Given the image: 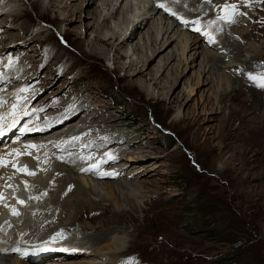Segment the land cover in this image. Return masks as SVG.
<instances>
[{"label": "rangeland", "instance_id": "obj_1", "mask_svg": "<svg viewBox=\"0 0 264 264\" xmlns=\"http://www.w3.org/2000/svg\"><path fill=\"white\" fill-rule=\"evenodd\" d=\"M13 1L14 4L12 0H4L2 3L6 4L5 7L12 5L24 9L26 16L22 20L14 18L12 21L0 15V75L5 77L12 72L10 67L3 68V62L5 65L16 62L20 69V76L16 78L22 80V83L14 80L15 83L10 85L15 88L26 86V89L28 86L27 98L34 97L35 107L44 99V111L47 108L61 114L62 110L66 112L69 107L79 104L76 106L78 108L80 102H84L88 108L80 106L77 113L69 119L61 120L55 129L68 128V132L82 120L79 123V131L82 133L79 140L85 139L91 125L97 130L101 129L95 134L99 135L103 144L98 146L102 143L99 142L94 148L89 147L86 149L88 153L84 155L93 159L96 155H102L98 161L105 157L112 160L110 164L103 163L100 172L94 171V175L104 174V177L97 179L87 173L77 176L71 171L63 178L64 182L80 180L87 192L83 204L76 205L82 196L72 194L75 187L68 196L61 194L66 185L62 183L58 185V191L52 195L51 201H47L50 193L40 196L43 200L40 202L47 201L49 205L50 202L64 203L71 198L68 207L57 208L59 213L56 211L57 216L53 220H57V224L60 223L62 227L70 223L81 230L85 229L87 232L83 234V241L89 243L86 244L91 250V255L82 251L72 259L56 258L52 260L54 264H66L68 261L73 264L79 260H96L95 264H218L216 262L219 259L232 255H238V258L231 264H264V89L247 78L250 73L264 74V4L257 8L262 0H237L239 4L231 0L230 4H221L223 0H217L221 5L235 6V15L239 6L243 7L241 11L249 13L240 18L244 24L237 31L238 34L235 33L238 37L232 31L230 42L225 45L229 48L224 47L222 50L217 27L224 24H228L229 28L235 27L240 21L232 26L235 19L228 23L222 18L223 9L220 13L217 8L218 16L210 0H203L206 7L203 12L199 10L196 0H176L180 10L185 12L183 16L188 13L200 16L194 19H203L215 33L216 46L207 47L199 39L198 43L202 47L198 50L210 51L220 59V63L216 66L217 70L212 71V80L209 82V79L206 80L208 75L198 74L201 58L196 57V65L192 67L189 61L193 51L188 52L186 64L181 62L173 71H168L169 66L164 70L163 75L167 73L168 78L172 79L170 88L173 93L172 101L164 98L162 103L155 99V91L144 93L137 88L129 90L126 81L121 79L122 72L112 70L114 65L111 52H107V59L101 63L86 58L84 53L87 47L84 45L82 49L79 48L80 38L77 39L70 31L77 23L61 22L57 18L63 19L62 13L57 15L56 21L51 12L43 16L39 10L31 8L30 0ZM146 1L135 0L138 5L134 4L136 10L127 17V23H132L134 17L141 15L139 18L142 19L150 15H142L147 11L141 3L144 5ZM87 3L86 0L82 4V10L95 7L99 0L91 5ZM0 7L4 9L2 5ZM153 15L160 18L161 14L159 10H154ZM175 16L176 19L168 18L170 20L164 21L167 25L178 23L181 27L178 32L182 34L172 41L171 49L183 46V34H188L190 38L198 36L193 33L195 31L185 27L184 21L187 19H180L177 14ZM85 21L91 22L90 17ZM151 22L153 19L147 26ZM126 24H122V27ZM135 25H128V30L131 32ZM197 25L194 28H198ZM243 32L248 37L244 40L239 37ZM89 39L86 37V40ZM135 43L129 44V55ZM7 48L9 54L4 57ZM50 53L55 55L54 60L48 56ZM179 59L171 60V64L176 65ZM60 60L64 63L57 64ZM157 61L158 58L154 59L150 68H154ZM6 78L4 82L8 81ZM199 81L203 83L202 86ZM240 83L241 87H238ZM75 97H79L78 102L74 100ZM209 101L213 106L209 105ZM64 104L66 107L62 108ZM60 107L62 110H59ZM69 120H75L74 125L69 126ZM73 145L72 148L76 146ZM118 155L120 157L116 159ZM113 163L125 165V168H121L120 177L107 175L109 171L104 170ZM72 165L68 164V168L74 167ZM142 166L147 167L140 169ZM91 179L101 181L99 184L104 181L121 183L113 184L112 189L119 198L117 200L122 203V212L116 211L112 198L107 199L103 194L97 197L88 192ZM144 181L151 183L148 185ZM50 186L53 187L52 183ZM26 189L29 193L33 191L30 185ZM30 195L34 198V191ZM38 202L32 201V204ZM47 213H50L49 209ZM102 227L111 228L108 237L117 235L125 240L126 246L122 254L108 255L104 257L105 261L93 254L92 249L95 250L98 243L94 240L90 242L92 238L99 237ZM84 236H87V240H84ZM76 238L73 237L74 240ZM109 238L103 243H108ZM35 242L30 241L28 246ZM48 243L44 245L56 248L52 241ZM6 257L11 264H16L14 255V258ZM51 259L33 264H43Z\"/></svg>", "mask_w": 264, "mask_h": 264}, {"label": "bare ground", "instance_id": "obj_2", "mask_svg": "<svg viewBox=\"0 0 264 264\" xmlns=\"http://www.w3.org/2000/svg\"><path fill=\"white\" fill-rule=\"evenodd\" d=\"M2 1L4 0H0V5H2L4 9H0V13H1L0 15L3 14L2 15L3 17L4 16H6L7 18L9 17L10 20L12 21L15 19H17L18 21V19L22 20L23 18H25L26 15L24 9L15 8V6L12 5H8V7H5L6 4L2 3ZM75 1L76 0H30V6L33 9L39 10V12L43 14V16L44 14L48 15L51 12L53 14L54 21H56L55 19L57 18V15L59 13H62V16H64V18L63 19L57 18L61 20V22L73 24V25L77 23L71 28L70 31L74 33V36H76L77 39L78 37L80 38L79 48L82 49L84 45L85 47H87V50L86 51L84 50L85 51L84 54L86 58L93 59L97 63H101L102 61L107 59V52H111L112 53L111 61H112V65H114L112 70L122 72L121 79L126 81L125 84L129 90L134 91L137 88L138 90L144 93H147L149 91L150 92L155 91L157 92V95L156 97L155 96L154 97L158 103H162V101H164V98H167V101H172L173 92L171 93V88H170L172 85V79L168 78L167 73L163 75V72L168 66H169L168 71H171L173 68L177 69V66H179L181 62L186 64V62L188 61V57H186V54L191 51H193V53L191 60L189 59L190 60L189 63H192L193 65L192 67H194L196 65L195 63L196 57L197 58L200 57L201 61L200 64L198 65L199 68L198 74L203 76L208 75V78L206 80L208 81L209 79V82H211L212 80L211 73L212 71H214V69H216V66H218L217 64L220 63V59L216 58L217 56H215V54L213 55L212 53H210V51L201 52L200 50L199 52L198 49H200L202 46L198 43V40L199 39L203 40V42L207 47L214 48L217 44V40L215 39L216 35L213 31H211L210 26L207 25L203 21V19L202 21H200V19L196 20L197 19L196 17H200V16L192 13H188L187 15L183 16L182 14L185 12H182L180 10L178 6V1L147 0L146 2H144L145 3L144 5L142 2L141 4L143 6V9H146L145 11H147L142 15H146V14H150V15L145 16L142 19L139 18L141 15L139 17H134V21H132V23L130 22L127 23L126 20L127 17L132 14L133 10L134 9L136 10V8H134L137 7L134 6V4H136L135 0H121V2L119 3L118 0H99L98 5H96L93 8L87 7L85 10H82V4L86 0H80L78 2ZM87 1H88L87 5H91L94 3L95 0H87ZM210 1L209 2L216 7L215 12L218 8V12L220 13L222 9L223 11H225L224 5H221L223 2L224 3L227 2L228 4H230L229 3L230 0H223L221 4H219L217 0L216 2L214 0H210ZM231 1L232 2L235 1L238 3L240 0L239 1L231 0ZM12 2L13 4L15 3L13 0ZM196 3L201 12L205 11L206 7L205 4L203 3V0H196ZM161 4L164 5L165 7H158V5ZM263 4H264V0H262V3H259L257 8H260V6H263ZM229 6H233V5H229ZM237 9H238L237 11L238 13H236V15L235 14L232 15V18L235 19L234 22H232L233 24H231L232 26L236 23V21L238 20L240 21V18L245 17L244 15L249 14L246 13L245 11L240 10L243 9V7L239 6V8ZM154 10L160 11L161 14L159 16L160 18H156L155 15H153ZM216 13H213V15ZM255 13L256 12H254V14ZM175 14H177L180 19L183 20L187 19L184 21L185 27L190 29L191 31L192 30L195 31L193 33L197 34L198 36H193L192 38H190L188 34H183L185 36L183 41L184 43L183 46L178 45L177 47L171 49L170 45L172 44V41H174V39L179 38L180 34H182L181 32H178L179 28L181 30V27H179L178 23L175 25L173 23L172 25L171 24L169 25L168 23L167 25L166 22L164 21L170 20L168 18L176 19ZM218 14L219 13H217V15ZM223 16L225 17V14ZM87 17H90L91 22L85 21ZM152 19L153 22H151L150 26H147L148 22ZM188 19L192 21L189 22ZM111 21L113 24H111ZM134 23H136V25L132 27L130 32V29L128 30V25ZM238 23H239L238 25L231 28L228 27L229 26L228 24H224V26L219 25L217 27L221 39V50L224 49L225 45L228 42H230L229 40L233 35L232 31L234 32L235 37L236 38L238 37L236 36L235 33H237V31H239V29L242 28L244 22L240 21ZM122 24H126V25L125 26L123 25L124 27H122ZM196 24L199 25L198 28H194ZM206 27L209 28V30L208 29L206 30ZM143 28L144 30H142ZM123 29L126 30L124 31ZM127 31H129L128 35H126ZM65 34L68 35V33ZM137 35H139L138 39H136ZM35 37H37V35ZM86 37H89L90 39L86 40ZM239 37L243 38V40L245 38H248L245 32H243L241 36L239 35ZM132 42H136V43L133 46V48L131 47L132 53L129 55L128 46L129 44H132ZM231 46L232 45H230V48ZM8 48L5 49L6 54L4 55V57L9 54ZM166 49L169 51H166ZM231 49L232 51H234L233 48ZM164 51L166 52L164 53ZM1 56H2V52H0V58ZM48 56L51 58V60L52 58L54 60L55 57L54 54L50 53ZM156 58H158V61L155 64V67L150 68L149 66L150 63H152V61ZM177 58H180L179 61L178 60L176 61L177 64L176 65L175 63L171 64L172 62L171 60H175ZM56 63L63 64L64 61L62 62V60H60L57 61ZM246 63L247 62H245V65H247ZM2 64L4 69L10 67L12 69V72L10 73V75L8 74L9 77L5 76L8 78V81H5L4 85H2V78L4 76L0 75V105L3 104L5 101L6 103H9L10 101L9 97H14L15 101H18L17 98L19 97L18 104L25 109L21 111L20 109L14 110L13 108H10L8 104L7 105L3 104L2 106H0V121L4 122L8 118L5 121V126H4V129L6 130L7 134H10L13 127H17L22 121H24L26 118H29L30 115L34 116L35 120L42 125V128H35L34 124L28 123L29 124L28 128H24V130L20 132L21 137L18 143L11 141L10 138H12V136H9V140L3 142L0 145V164L3 166L0 171V230L2 229V231H4L6 229L7 231L4 234H2L0 231V264H11V261L6 256H10V257L12 256V258L15 257L16 264H33L34 262L36 263L37 261L41 262L43 259H47V258H52V259L45 261L43 264H54L55 262H53L52 260H55L56 258L57 259L63 258L65 260L69 258L72 259V257H74L75 255H77L79 252L82 251H85V253L91 255L90 252L91 250L87 246V244L89 245V243L86 242L87 243L86 244L83 241V234L87 232L85 231V229L81 230L77 228L75 225H69L70 223L67 226L62 227L60 226L61 225L60 223L59 225L57 224V220H53L57 216L56 214L57 208L60 209V207L63 208V206L68 207L67 203L70 201L71 198H69L64 203L54 202V199H53L54 203L50 202V205L47 204L46 202L51 201V197L54 193L58 191V185L60 183L64 185L66 184L62 192H60L63 195L66 194L64 196H68V194H70L71 191L73 192L74 191L73 187H75L76 190L72 194L75 195L79 194L80 197L82 196V199H80L76 205L82 203L86 199L87 192L85 191L84 187L81 186L80 180H77L75 182H72L71 180H66L64 182L63 178L71 171H73L77 176L79 174L87 173L93 178L97 177V179L98 177L99 178L104 177V174L103 176H96V174L94 175V170L90 169V165L99 162L100 167H102L103 163H109V161H112L110 157L108 158L105 157L103 159H100V161H98V158L99 157L102 158V155L101 156L96 155L97 157L94 159L90 158L91 156L90 157L86 156L85 158L83 157L85 156L84 154L88 153L87 152L88 150L86 149H88L91 146L92 148H94V145H96L99 142H102L99 139V135L95 134L96 131H99L101 129L97 130L91 125L87 129V136L85 137V139L79 140L78 137L79 136L81 137L82 135V133L79 131L80 128L79 123L82 122V120L75 125L76 127L77 126L79 127L75 128V126H72L74 125L73 123L75 122L76 120L75 119L72 121L69 120V123H67L70 124L69 126H72L71 128L73 127L74 128L66 132L64 136H59L60 134L55 133L53 135H49L48 138L43 137L45 135L52 134V132H56V130L59 129H53V131H50L49 133L39 135L38 132H42L47 129H50V127L57 125V123H59L63 119H69L70 117H72V115L77 113L80 106L85 107L86 109L88 108L87 105L84 102H80L81 105L78 108H76V106L79 104H77L76 106H71L66 110V112H63L62 108L66 107V105L64 104L61 105L62 108L61 107L59 108V110H62L61 114H59L60 112L57 114L56 112L53 113L52 110H47V108L44 111L42 105L44 104L45 100L43 99L40 101L41 104L35 110H30V112H28V108L25 105L26 101L28 100V98H26L28 97L26 86L23 87L25 88L23 89L22 87L15 88V86L12 87L10 85L14 82V80L20 81L22 83V80H18L16 78V76H20L19 74L20 69H18L17 63L14 62L10 65H5V62H3ZM84 74L86 73L84 72ZM200 83L202 86L203 83L202 82ZM238 87H241V83L238 85ZM9 91H12V93H9ZM29 94H31V92H29ZM79 97H75L74 100L76 101L79 100ZM32 98L34 97L29 98L31 102L30 107H32V105L35 104ZM219 101H221V99ZM208 103L209 105L211 104L213 106L211 101H209ZM83 122H85V120ZM29 133L32 134L27 135ZM13 138L16 139L17 137L14 136ZM25 138H29L28 140L29 142L26 143L23 142ZM118 138H120L119 140H123V138L121 137ZM74 139L75 140L78 139V140L74 141ZM73 144L76 145L74 148L71 147V145ZM102 144L103 142L100 143V145L98 144V146H101ZM61 147H63V149H61ZM38 149L46 154L40 156V152ZM74 149L76 151L72 152L71 156L66 155L63 158L62 163L58 162L57 159H55L56 156H58L59 154H60L59 156L65 155L66 152H70L71 150ZM75 152L77 153V155H74ZM117 157H120V155L116 156L115 158L117 159ZM41 162L46 164V167L48 169L47 173H44L42 171L43 165L41 164ZM77 162H81V164L78 166H74V164L72 165V163L76 164ZM67 163L71 164L74 167L68 168ZM109 166L110 167H108L107 169H104L105 171L106 170L109 171V173L107 172L108 174L107 173L106 174L112 175L113 177H120V173L122 172L121 168L124 167L125 165H118V163H113L112 165ZM145 167L147 166H142L140 167V169H145ZM137 170H139L138 166H137ZM144 171L142 172L144 173ZM28 173H32V174L30 175ZM80 179H82V177H80ZM91 180H92V184L90 183L91 184L90 185L88 183V187H87L88 192H90L91 194H96L97 197H102L101 194H103V196H106L107 199L109 197L112 198V202L116 207V211L122 212V208H121L122 203L117 200L118 197L115 196L114 189H112L113 184L120 185L121 183H117L116 181L114 183L112 182L107 183L106 181H104L102 182V184H99V182L101 183V181L98 182V180L97 181L93 179ZM50 183H52L53 187L50 186ZM144 183L149 185V183L151 182L144 181ZM29 185L31 189L33 188L34 198H32V195H30V193L33 191L29 193L28 190L26 189ZM9 191H11V194L9 195L12 196V199L7 198V194ZM43 193H50L49 199L45 203L40 202L43 201L42 198L40 197ZM27 195H28V199H30L31 201H35V202L39 201L38 204L35 203V205L33 204L26 205L24 202L20 203L21 202L19 201L20 198L22 196H27ZM74 201L76 200L74 199ZM97 204H99V201L97 202ZM48 209L50 213H47ZM93 210L96 211L97 209H93ZM13 211L15 213H18V215L13 214ZM102 228L103 229H101L102 231H100L99 237H94L92 238V240H90L91 243L95 241L96 243H98L95 246L96 248L94 247L95 250L92 249L94 256H97L100 260V257L104 259V257H109L108 255L113 256V255L122 254L126 248L124 242L125 240L118 238L119 236L117 237V235H112L109 238L108 236L111 231V228H105V227ZM67 231L74 232V234H72L71 232L69 233ZM73 237L74 238L77 237V238L74 240ZM84 237H85L84 240H87V236ZM108 238H109V240H107L108 243H103ZM30 241H36V242L35 244L28 246L30 245L28 244ZM51 241L54 243L56 248H51L49 245H44L45 243ZM75 241L76 243L72 244V242ZM36 245L47 246V249L51 251L52 254L49 255V251L46 252V258H42V257L40 258L39 254L37 253H35V255L32 256L22 255V253L24 252L27 253L29 252L31 254L32 250L27 251V249L33 248ZM86 248L89 250H86ZM54 249L57 252H55ZM39 251L44 252V249ZM12 254L14 255V257ZM95 261L96 260L94 261L79 260L78 262H74L73 264H95L94 263ZM68 262L66 264H70V262L69 263Z\"/></svg>", "mask_w": 264, "mask_h": 264}, {"label": "snow or ice", "instance_id": "obj_3", "mask_svg": "<svg viewBox=\"0 0 264 264\" xmlns=\"http://www.w3.org/2000/svg\"><path fill=\"white\" fill-rule=\"evenodd\" d=\"M158 7H165V6L161 4V5H158ZM230 8L232 11H234V6H229V5L224 6V10H229ZM222 18L226 19L227 22H229V23L232 22L230 16L229 17H222ZM247 78L250 81H252L256 86L264 89V74L253 75L250 73ZM28 174L31 175L32 173H28ZM20 203H23V202L21 201ZM13 214L18 215V213H15L14 211H13ZM28 254L29 253H27V252L22 253V255H28Z\"/></svg>", "mask_w": 264, "mask_h": 264}, {"label": "trees", "instance_id": "obj_4", "mask_svg": "<svg viewBox=\"0 0 264 264\" xmlns=\"http://www.w3.org/2000/svg\"><path fill=\"white\" fill-rule=\"evenodd\" d=\"M171 146V145H170ZM236 258H238V255H232L231 257H225L224 259H219L216 263L221 264H231L234 260H236Z\"/></svg>", "mask_w": 264, "mask_h": 264}, {"label": "water", "instance_id": "obj_5", "mask_svg": "<svg viewBox=\"0 0 264 264\" xmlns=\"http://www.w3.org/2000/svg\"><path fill=\"white\" fill-rule=\"evenodd\" d=\"M227 14V17L230 16L231 20H233L232 15L235 14V11H232L231 9L224 11ZM227 21V20H226ZM229 23V22H228Z\"/></svg>", "mask_w": 264, "mask_h": 264}]
</instances>
